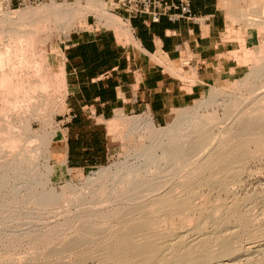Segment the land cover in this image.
<instances>
[{
	"label": "rangeland",
	"instance_id": "obj_1",
	"mask_svg": "<svg viewBox=\"0 0 264 264\" xmlns=\"http://www.w3.org/2000/svg\"><path fill=\"white\" fill-rule=\"evenodd\" d=\"M82 4L86 6V3ZM108 5L109 14H114V5ZM226 5H229L227 63L217 84L211 85L201 99L173 110L167 123L161 126L155 124L147 114L117 115L107 123L113 138L108 163L101 167L78 170L55 164L49 154L51 140L59 129V120L62 119L60 115L64 113L65 107L67 90L63 69L64 49L73 33L92 28L89 26L91 22H88L91 15L96 17L93 27L95 29L107 27L103 19L116 30L118 24L100 13L87 17L70 15L67 18L54 15L30 16L11 24L0 19V33H4L8 28L21 31L38 30L43 38L46 37L48 47L53 49L50 57L53 80L49 89L36 93L37 109L33 107V110L28 111L13 105V100V106L6 105L7 109L0 113V168L4 167L6 174L12 173L14 176L8 179L3 189L0 187V264H165L167 259L184 252L196 239L200 242L196 250L200 256L210 250L223 249L238 253V264H247L249 261H253L251 264H264V144L258 143L264 137L261 139L259 136V140L256 136L244 139L247 146L245 143L233 141L236 146L240 144L247 147L245 151H252V154L247 151L249 154L245 155L241 151L244 150L243 147H233V144L229 143L231 140L229 145L224 144V137L217 131V139L208 132L205 136L179 139L178 142L171 141L167 133L180 119L194 117L198 111V114L202 113L201 118L212 115V112H218L222 118L226 116L223 115L222 108H203L202 104L211 96L221 102L225 99L232 101L227 95L234 94L236 98L248 99L247 108L253 106L254 100L251 101L250 98L252 95H248L252 94V91L248 90L252 87H241L239 83L264 66V29L250 28L240 17L245 15L248 19H253L257 18L256 14L262 13L260 19L264 20V0H230ZM111 14V17L119 20ZM61 22L69 25V28L64 31ZM122 34L117 32L119 41L128 44L127 37ZM42 39L41 45L44 42ZM0 46V49H9L10 52L16 49V45L5 38L0 40ZM2 50L0 51L4 52ZM15 60L11 63L19 64L17 58ZM14 65L11 67V64H8L6 69L15 67L8 71L13 72L15 69L14 75L21 76L25 67L21 70L17 67L21 68L23 64ZM1 76L0 70V79ZM262 84L259 83L261 86ZM2 106L0 101V107ZM227 118L231 120L234 115L228 114ZM144 124H151L155 133L150 134ZM26 127H30L29 132ZM12 137L17 139L11 142L9 140ZM209 138L222 139L216 141L218 145L215 143L205 150L207 154L210 153V158L216 159H207L209 155L205 156V151L197 156L192 153L196 150V141L199 147L207 139L210 140ZM160 141L164 142L170 154L185 148L188 152L192 151L191 157L188 156L186 162H180L175 172H165L159 165L150 167L147 172L143 170L142 174L147 176H140V172L139 179L152 177L165 185L160 187V191H144L146 194L142 192L137 197L127 199L126 193L130 192L133 186L126 183L118 187L117 182L115 184L111 181L113 176H123L122 171L140 163L146 149ZM216 148H219V151H215ZM211 150L221 153L211 157L214 154ZM226 154L230 156L228 162L223 160ZM159 156L164 157L162 152H159ZM246 156L250 159H244ZM22 158L24 160H21ZM30 158L33 160L28 161ZM240 160H244V164ZM236 161L243 166L241 177L239 176L241 182L238 181L239 178L227 176L225 173L226 169L233 165L238 168ZM199 165L204 166L198 170L201 172H197L198 178L190 182L191 186L177 189L175 187L174 194L167 197L166 192L172 190L176 183L186 181V173ZM123 168L126 169L122 170ZM14 169L17 174H14ZM103 170H107L105 177L91 183V180L99 179L98 176ZM214 175L220 182L217 180L219 184L209 185L206 181ZM19 186L22 187L21 191L15 197L14 190ZM116 187L121 188L120 191L116 192ZM188 188H194L196 193L189 195ZM224 188L229 190L224 192ZM160 196L167 197L169 201L177 199L178 196L188 197L189 200L176 208L165 210L164 203H155ZM222 260L227 263V258Z\"/></svg>",
	"mask_w": 264,
	"mask_h": 264
},
{
	"label": "crops",
	"instance_id": "obj_2",
	"mask_svg": "<svg viewBox=\"0 0 264 264\" xmlns=\"http://www.w3.org/2000/svg\"><path fill=\"white\" fill-rule=\"evenodd\" d=\"M229 1L190 0L199 24L110 13L131 27L139 47L123 34L128 44L121 43L104 19L108 28H93L89 16L92 28L73 33L64 49L67 93L51 161L71 170L106 165L113 146L107 123L117 115L147 114L161 126L173 110L201 99L227 63Z\"/></svg>",
	"mask_w": 264,
	"mask_h": 264
},
{
	"label": "bare ground",
	"instance_id": "obj_3",
	"mask_svg": "<svg viewBox=\"0 0 264 264\" xmlns=\"http://www.w3.org/2000/svg\"><path fill=\"white\" fill-rule=\"evenodd\" d=\"M60 3H62V4L47 3V4L36 6L34 8L29 7V8H26L25 10H21V11L20 10L12 11V10L4 9V8L0 7V19L11 24V23H17V22L24 20L30 16H32V17H44L47 15L48 16L54 15L56 17L67 18L70 15H79V16L87 17L91 14L97 15V13H100V14H103L105 17H108L110 21H113V22L116 21V23L118 24L117 25L118 26L117 31L122 32L128 38V40L131 43H133L136 47H139L138 44L136 43L134 37H133L131 27H129V25H126L123 22H121L120 19L116 20L115 18L110 16L109 10H108V8H109L108 3H104L101 0H88L86 2V6H83V4L81 2H78V1L73 2V3H69V2H60ZM260 14L261 15L256 14L255 17H257V18H253V19H251V18L248 19L247 16H245V15H242L240 18H241V21H244V23H248L250 28L256 27V28H261V29L263 28L264 29V20L260 19V18H262V13H260ZM60 24L62 25V29L64 31L69 28V25H65L63 22H61ZM3 35L7 41L11 42V44L13 43L14 45H16V46H14V49H15V47H16V49L14 52H10L9 49H7V50L3 49L4 52L0 51V70L2 71V76H1L2 78L0 79V101L3 103V106L0 107V113L3 112L4 109H7L6 105L11 104V101H13V100H15L12 103L13 105L16 104L17 106L23 107V109L31 111V110H33V107H36L35 106L36 105L35 98L37 97L36 93L38 91H45V90L49 89L51 86L53 79H52L51 72H50V67H51L50 57L52 56L51 51L53 49L51 50L48 47L49 45L46 42L47 41L46 37L43 38L38 33V30L21 31V30L15 29V28H8V29L4 30V33H0V40L4 39ZM40 39L44 40L42 45L40 43V41H41ZM0 48H1V46H0ZM14 49H12V50H14ZM0 50H2V49H0ZM14 57H15V59L17 58V62L19 63V64L15 63V65L19 66L20 64L21 65L23 64L21 68L16 66L17 69L22 70V68L25 67L24 72H23V74H21V76L14 75L13 72L15 69L13 70V72H11L12 70L8 71L10 69L15 68V67L11 68L12 64L14 65V63H11L13 60H15ZM14 62H16V60ZM8 64H11V67H9L7 70L6 68H7ZM16 71L18 72L20 70H16ZM259 83H263L262 86L259 85ZM239 84H241V87H244L246 85L247 86L249 85L252 87V88L248 89V90L252 91V94L251 93L248 94V95H252L250 97V98H252L251 101L254 100V103L252 104L253 105L252 108H250V107L247 108L248 99L243 100V99H239L238 97L236 98V96L234 94L233 95L232 94L227 95L230 98V100H232V101H228L225 99L221 102L216 97L211 96L207 99V101H205L202 104L203 108H206V107H208V108H214L215 107L214 109H216L217 107L222 108L224 110L223 115H226V116H224L222 118L217 114L218 112L217 113L212 112V115H209V116L207 115L208 117L204 116V118H201L200 115H202V113L198 114V112H199L198 111L195 113L194 117L180 119L178 122H176V124H174L172 127H170L167 130L168 135L171 137L170 140L173 142H178L179 139L185 138L184 140H186V139H190V138L192 139V138H195V137H198L201 135L205 136L206 133H208V132H211V136L214 137L215 133L217 131L220 133L221 137H224L223 139L225 141H222V142H224V144H228L229 140H231V142H229V143L233 144V147L235 146V148H236L240 144H237V146H236V145H234L233 141H235V142L239 141L240 143L244 144L245 143L244 139H247V138L249 139L250 137L254 138L253 136H256V138H258L257 140H259V136H261V139H262L264 137V66L259 67L258 70L252 72V74L249 75L248 77H246L244 80L242 79L241 83H239ZM13 97H15V98H13ZM35 109H37V107ZM228 114L234 115V118L229 120L227 118ZM223 120H225V121H223ZM227 120H229V121H227ZM143 126L145 129H148L150 134L155 133V130L151 127V124H148V125L144 124ZM29 128L30 127H26L27 132H29L28 131V130H30ZM216 135H218V133ZM215 137L217 139V136H215ZM214 138H213V140H211L210 138H209L210 140L207 139V141H205V143H203L202 146H199V147H198V141H196L194 144L196 146V150L194 152H192V151L188 152V150L184 148L181 151H175L172 154H170L169 150L167 148H165L164 142L160 141V142L156 143L155 145L149 146L150 148L146 149V153H144L145 155L141 156L142 159H140V161H141L140 163L138 162V164H135L132 166L127 165V167L129 166L128 169H126V168L122 169V170L126 169V171H122L123 176L118 178V175H115V176H113L111 181H113L112 183H115V184L117 182L118 187L120 184L125 185L126 183H127L126 185H129V186L132 185L133 186V189L130 192L126 193L127 199L137 197L140 193L142 194V192H143V194H146V192L147 193H153V192H157L158 190L160 191V187L162 185H165V184H162L159 181L157 182L155 180L156 178L154 179L152 177L151 178L147 177V179H145V178L142 179L140 177L141 179H139V177H138L139 173L141 172L140 176L146 175V174H142V171L144 170L143 172H147L150 169V167L156 166V165L162 166L163 170L165 172H171V171L175 172L178 170V165L181 164L180 162L185 161V159L188 156H190L191 152L196 153V156H197L198 154H201L202 152L204 153V151L206 150V148L208 146H213L216 143V141L222 140V139L214 140ZM225 138H228V140H226ZM16 139H17V137H12V138H10L9 141L14 142ZM242 140H243V142H241ZM263 140H264V138L261 141L259 140V142L258 141H256V142H258L260 144H264ZM244 145L247 146L246 143ZM244 145L243 146L240 145L243 147L242 149H244L241 151H243V153L245 155H247V153H248L247 151H249V149L245 151V148H247V147H244ZM216 150L219 151V148H216L215 151ZM213 151L211 150V152H213ZM159 152H162L164 157L161 158L159 156ZM230 152H232V151H230ZM249 152H250V154H252V151H249ZM205 153H206L205 156L210 154V153L207 154L208 153L207 151H205ZM213 153H212L213 155L211 157H213L215 154L216 155L214 157H216L217 155L219 156L218 153H221V152H218V153L213 152ZM222 153H224V152H222ZM229 154H231V153H229ZM229 154H226L224 156L223 160L227 161L228 158H230ZM239 154H241V153L239 152ZM245 155H243V157ZM248 156H250V155H248ZM248 156H246L244 159H246V158L250 159V157H248ZM243 157H241V158H243ZM209 158H210V155L207 157V159H209ZM210 159H216V158H210ZM249 159H247V160H249ZM21 160H24V159L22 158ZM32 160L33 159L30 158L28 161H32ZM247 160H245V161H247ZM188 161H190V160H188ZM242 161H244V160H242ZM242 161L240 160L241 163H243ZM219 162H221V160ZM236 162L238 163V161H236ZM23 163H25V161ZM201 163H203V162H201ZM238 164H239L238 168H236L237 166L234 167L235 165H233V167L227 168L226 172H225L226 175L227 176L231 175L232 177L235 176V177L239 178V176L242 174L243 166L240 163H238ZM203 166L204 165L195 166L194 169L192 168L193 171L191 170L189 173L187 172L188 174L186 173V176L184 177L187 180L184 182H179L178 184L176 183V185L173 187L172 190L166 192L167 197H170V194H174V192H175L174 188L175 187H176V189L181 188V187L187 188L188 185H190V182L194 181L195 178H198L197 174L201 173L198 170L200 169V167H203ZM205 166H206V164H205ZM207 166H208V164H207ZM246 166H247V164H246ZM162 167H161V169H162ZM3 168L2 169L0 168L1 169L0 170V187H1V189H3V187L5 186V183L8 181V179L10 180V178H14L12 173L6 174L3 170ZM209 168H207V170ZM16 169H14L15 170L14 174H17ZM204 169H205V167H204ZM224 170H222V172ZM200 171H202V170H200ZM106 173H107V170L101 171V173L98 176L99 179L98 180H91V183L96 182V181L98 182V181L102 180L105 177ZM210 175H212V174H210ZM221 176H224V175H221ZM216 177L220 178L217 175H216ZM158 180H160V179H158ZM217 180H219V179H216L215 175H214L211 178L208 177L206 182H208L209 185L213 184V183L219 184ZM228 180H231V179H228ZM105 181H108V180H105ZM238 181L241 182V178H239ZM219 182H220V180H219ZM231 182H233V181H231ZM228 183H229V181H228ZM235 183L236 182L234 181V184ZM106 184H108V183H106ZM208 184H206V185H208ZM225 184H227V183H225ZM229 184H227V186ZM118 187L115 188L117 190L116 192H118V190L121 189V188L118 189ZM223 187H226V186H223ZM228 187H230V185ZM21 188L22 187L19 186L14 190L13 195H15V197L19 195ZM115 189H113V190H115ZM161 189H163V187ZM224 190H225V188H224ZM227 190H229V189H227ZM227 190H225L224 192H226ZM144 191H146V192H144ZM194 191H195L194 188L189 189L188 190L189 195L195 194L196 192L194 193ZM189 195H188V197L190 198ZM163 197H165V196H162V197L160 196L155 201V203H156V205H157V202L164 203V205H163L164 209L167 208L168 210L180 206L181 204H183L188 199L187 196H186L187 198H184L183 196L182 197L178 196L177 199H175L173 201L170 199L171 201H169V200H167L168 199L167 197H166L167 199L163 198ZM160 207L162 208V206H160ZM161 213H162V211H161ZM157 215H159V214H157ZM198 242L199 241L196 239L194 241V244L191 243L192 245L188 246L187 249L185 248L186 250H184V252L175 256L172 259L171 258L167 259L165 264H172V263H174V264H181V263H183V264H185V263L186 264H238L237 258H239L238 257L239 254L235 253V252H227L226 250H223V249H220V251H214V250L209 251L208 250L209 252L207 254L202 255V256L198 255L199 253H197L198 251H196L198 248ZM228 242H230V241H228ZM207 247H209V246H207ZM230 251H231V249H230ZM143 258H144V256H143ZM222 258L223 259L227 258V263H223ZM251 263H253V261H249L247 264H251Z\"/></svg>",
	"mask_w": 264,
	"mask_h": 264
},
{
	"label": "built area",
	"instance_id": "obj_4",
	"mask_svg": "<svg viewBox=\"0 0 264 264\" xmlns=\"http://www.w3.org/2000/svg\"><path fill=\"white\" fill-rule=\"evenodd\" d=\"M81 2L88 0H0V7L9 10H22L47 3ZM104 3H112L114 10L123 11L131 16L149 15L154 23L160 22L162 17H167L175 23L180 20H188L195 24L201 22V17L194 13L190 0H181L179 3H171L167 0H101ZM113 10V11H114Z\"/></svg>",
	"mask_w": 264,
	"mask_h": 264
}]
</instances>
